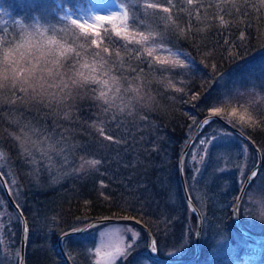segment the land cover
I'll return each mask as SVG.
<instances>
[{
    "label": "trees",
    "instance_id": "16d2710c",
    "mask_svg": "<svg viewBox=\"0 0 264 264\" xmlns=\"http://www.w3.org/2000/svg\"><path fill=\"white\" fill-rule=\"evenodd\" d=\"M100 1L115 3L124 19L96 28L99 36L91 29L85 33L64 19L69 13L82 19L81 13ZM216 1L0 0V36L6 28L8 31L3 39L12 37L11 33L20 39L25 28L31 30L36 25L48 28L81 58L102 63L120 87L109 104L98 99L99 86L91 82L82 81L70 90L53 88V94L47 91L26 100L7 93L8 85L0 88L2 155L14 158L26 172L29 159L20 155L12 137L19 129L9 120L13 107L22 109L16 110L23 119L66 142L49 166L39 167L37 177L21 173L23 201L13 195L29 225L26 264H67L60 248L57 251L61 236L97 219L134 218L156 237L155 228L162 216L179 213L198 228L197 213L190 208L182 185L180 160L198 124L216 114L213 109L232 105L257 109L256 124L244 128L227 113L217 114L260 148V169L264 170V0ZM146 16L152 27L142 23ZM125 22L128 30L149 36L150 44L171 50V54L162 53L158 47L155 55L181 63L149 64L150 57H137L141 46L128 44L114 34L113 26L123 32ZM74 62L73 55L64 61L62 70L70 72ZM129 88L138 92L126 91ZM113 95L114 89L109 93ZM223 132L236 135L257 154L232 129L213 120L205 125L187 155L184 169L188 188L204 224L217 217L220 228L228 232L236 260L264 262V250L250 245L263 242L246 237L233 222L231 200L237 202L243 185L233 171L221 172L219 162L221 155L230 163L239 161L240 143L223 141ZM210 135L216 137L205 145L204 161L208 163L199 170L192 152L202 137ZM93 159L100 161L95 167L86 163ZM242 205L241 224L258 235L247 225ZM22 231V218L0 182V264L20 263ZM196 255L194 251L192 257L173 260L187 261ZM207 259L208 252L201 247L197 260L186 264H209Z\"/></svg>",
    "mask_w": 264,
    "mask_h": 264
},
{
    "label": "rangeland",
    "instance_id": "374dc122",
    "mask_svg": "<svg viewBox=\"0 0 264 264\" xmlns=\"http://www.w3.org/2000/svg\"><path fill=\"white\" fill-rule=\"evenodd\" d=\"M222 1L217 0L216 2L219 3ZM217 9L219 10L218 12H222L218 7ZM81 15L82 19L88 20L90 23L94 24L96 28H100L107 23V21L94 19V17L97 16H111L113 17L111 22L116 24L124 19L121 9L111 1L96 2L86 9V11L84 10ZM149 21L150 17L146 16L145 20H142V23L149 28L152 27ZM157 21L158 20H156V23ZM160 23L161 19L159 20V24ZM6 30L7 28L5 31L1 32L3 35L2 37L0 36V39L5 37V32H8ZM11 34L12 37L15 38L13 33ZM0 81H2V78H0ZM6 85H8L7 93L9 92L10 94L14 92L16 95H20L22 99H33L36 95L41 94L34 91L33 88L28 87V85H17L11 80H9ZM6 85L5 89L7 87ZM0 88L2 89L3 87ZM48 92L53 94V88L49 89ZM234 108L237 112L236 116L231 115ZM16 109L19 110L21 108L13 107L11 109L13 110L10 114L11 116H9V120L13 124L19 125L18 131H16L15 135L12 137H14L18 144L20 155L29 159V165L25 172L22 168L18 167L14 158L2 155L3 153L0 152V169H2L1 171L7 177L9 186L16 200L23 201L20 191L21 173L24 172L30 177H37L39 167L49 166V163L53 162L51 160H53L55 153L58 154L59 150L63 149L66 142L54 134L45 133L42 127L39 129L37 123L31 124L23 119L22 116H19ZM221 109L222 111L214 113H227L231 119L236 121L243 128L244 126L256 124L255 121L257 117L254 114L257 113V109L255 108L251 110L248 106L232 105L226 108L222 107ZM20 111H22V109ZM241 115L245 117L243 122L239 119ZM223 136H225L223 141L231 139L240 143L238 147L240 152L237 150V154L240 153V155L238 156L239 161H233L232 163H230L228 159L222 158L221 155L219 162L221 164L220 171H233L235 175L238 176L239 184L242 186L247 177L255 171L258 163V156L248 144L243 142L240 138L238 139V137L231 132H223ZM17 137H19V139H17ZM214 137H216V135L202 137L200 139V144H197L192 152L194 162H197L199 170L203 169L201 167L202 165L208 163L204 161L208 150L205 145L209 144ZM201 140H204L203 144ZM221 160L223 161L221 162ZM191 161L193 162V160ZM51 171L53 172L54 169H51ZM13 181H15V183H13ZM242 201V206H244L242 212L247 225L252 227L256 231V234L263 236L264 209L261 208L260 203L264 201V170H262V168L259 169L256 177L248 186ZM233 204L236 206V201L231 200V212L234 211ZM181 218L185 217L182 215L180 216L179 213L177 216L172 217H170V215H163L155 228L157 238L155 237L154 247L163 258L183 259L185 257L194 256V251H197V223H192V221H189L187 218H185L184 221L181 220ZM87 223L88 222L85 224L87 225ZM220 226L217 217H214L211 221L208 220L203 226L200 241L201 247L208 252L207 262L209 264H264V262L250 263L249 261L240 262L236 260L233 244L229 238L230 236L228 232H226V230L224 232ZM133 235L136 237L135 240H133ZM250 245L264 250V242ZM148 246L149 236L147 232L140 226L125 222L107 223L64 241V247L73 264H160L151 258ZM57 248V251H59L58 244ZM58 257L59 260L62 261V258L60 256Z\"/></svg>",
    "mask_w": 264,
    "mask_h": 264
},
{
    "label": "snow or ice",
    "instance_id": "6c2138e0",
    "mask_svg": "<svg viewBox=\"0 0 264 264\" xmlns=\"http://www.w3.org/2000/svg\"><path fill=\"white\" fill-rule=\"evenodd\" d=\"M189 4L192 0H187ZM153 7L154 5H147ZM167 11V9H164ZM127 14L125 13V17ZM72 25H75L79 29L88 32L89 29L93 31L94 36H99V31H96V26L90 23L88 20L76 19L70 13L64 17ZM96 20L107 21L111 23L113 17L111 16H97ZM221 23H224L221 18ZM125 31L115 29L113 26L114 34L121 40L128 44L135 43L141 46V50L137 51V57L144 55L146 58H151L149 64L159 63L161 65L168 64H180L181 61L162 59L160 55H155L157 48L160 52L171 54L170 49H165L162 46L150 44V37L144 35V33H136L135 30H128V25L125 22L123 25ZM107 31V29H106ZM102 41V38H101ZM92 43L99 47L96 39L92 40ZM104 52H108L105 48ZM75 56V62L72 64V70L70 72L63 71L64 61ZM99 56V53H97ZM176 56L184 55L183 53H176ZM119 56V52H117ZM67 76V79L65 77ZM0 78L2 81L11 80L13 83L19 81L21 84L28 85L38 93H45L49 89L56 88L61 91L75 86L82 81L91 82L99 86L98 99L104 101L105 104H109L115 99V94L120 93V87L115 79L111 77L109 72L105 69L102 63L93 61L89 63L87 59L81 58L79 52H74L71 47H66L56 35L50 34L48 28H42L36 25L33 29L29 30L25 28L22 38L16 39H0ZM115 86V87H114ZM114 89V95L109 96ZM126 91H137L138 89H127ZM214 112H220L222 109H213ZM232 116H236L237 112L234 108L231 113ZM240 121L243 122L245 117L241 115ZM111 139V137H107ZM19 139V137H17ZM204 143V140H201ZM88 165L95 167L100 163L98 160H89L86 162ZM255 173H253V176ZM2 182V179H0ZM15 183V181H13ZM261 208L264 209V201L260 202ZM238 211V210H237ZM133 235V240H135ZM155 251V249H152Z\"/></svg>",
    "mask_w": 264,
    "mask_h": 264
},
{
    "label": "water",
    "instance_id": "95a60500",
    "mask_svg": "<svg viewBox=\"0 0 264 264\" xmlns=\"http://www.w3.org/2000/svg\"><path fill=\"white\" fill-rule=\"evenodd\" d=\"M213 120H218L221 123H223L224 125H226L227 127H229L230 129H232L235 133H237L239 136H241L244 140H246L249 144H251L258 155V163L257 166L255 168V171L253 173H255V175L253 176V173H251L248 178L245 180L240 194L238 196V200L236 202V206L234 209V213H233V222L235 225V228L241 232L243 235H245L246 237L250 238L251 240H254L256 242H264V236H260V235H255L252 234L250 232H248L241 224L240 221V215H239V210H240V206L242 203V200L244 198V195L247 191L248 186L250 185V183L253 181V179L256 177L261 164H262V160H263V156H262V152L260 150V148L243 132L241 131L239 128H237V126H235L234 124H232L231 122H229L228 120H226L225 118H223L222 116H220L219 114H212L209 115L207 117H205L196 127L194 134L191 138V140L189 141V143L187 144V146L185 147V149L183 150V153L181 155V160H180V167H181V180H182V185L184 188V192H185V196L187 199V202L190 206L191 209H193L198 216L199 219V224H198V228H197V232H196V245H197V255L194 259L191 260H172V259H166L161 257L158 252L155 250L153 251L152 249L154 247L155 244V237L153 235V233L151 232V230L146 227L143 223L139 222L138 220L134 219V218H102V219H97L94 220L92 222H90L89 224L80 227L78 229L72 230L70 232H67L65 234H63L60 238L59 241V248L60 251L62 253V256L64 257L65 261L67 264H73V262L71 261L70 257L68 256L65 247H64V241L67 237L69 236H73V235H81L82 233L88 232L96 227H99L101 225L107 224V223H113V222H130V223H135L138 224L139 226H141L148 234L149 236V253L151 255V257L158 263L161 264H186V263H191L194 262L195 260H197V258L200 255V251H201V236H202V232H203V226H204V219H203V215L202 212L200 211V209L196 206L190 190L188 188V184H187V180H186V176H185V162L187 159V155L190 151V149L192 148L193 144L195 143V141L197 140L200 132L203 130V128L205 127L206 124H208L209 122L213 121ZM0 179H2V186L5 190V193L10 201V203L14 206V208L19 212L21 218H22V223H23V231H22V243H21V257H20V263L19 264H26V255H27V245H28V239H29V225L27 222V219L25 217V215L22 213L19 205L17 204V202L15 201L11 188L4 176V174L2 173V171L0 170ZM238 210V211H237Z\"/></svg>",
    "mask_w": 264,
    "mask_h": 264
},
{
    "label": "clouds",
    "instance_id": "9594fccd",
    "mask_svg": "<svg viewBox=\"0 0 264 264\" xmlns=\"http://www.w3.org/2000/svg\"><path fill=\"white\" fill-rule=\"evenodd\" d=\"M7 82H8V81H7ZM7 82H5V81H0V87H4V86L6 85ZM15 83H16L17 85L21 84L19 81H16ZM41 94H46V92H45V93H41Z\"/></svg>",
    "mask_w": 264,
    "mask_h": 264
},
{
    "label": "bare ground",
    "instance_id": "6f19581e",
    "mask_svg": "<svg viewBox=\"0 0 264 264\" xmlns=\"http://www.w3.org/2000/svg\"><path fill=\"white\" fill-rule=\"evenodd\" d=\"M73 236H76V235H73Z\"/></svg>",
    "mask_w": 264,
    "mask_h": 264
}]
</instances>
